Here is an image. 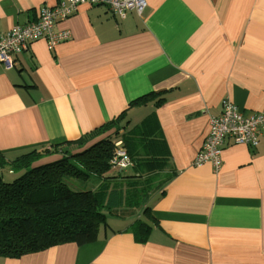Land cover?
<instances>
[{"label":"crops","instance_id":"0c3cea01","mask_svg":"<svg viewBox=\"0 0 264 264\" xmlns=\"http://www.w3.org/2000/svg\"><path fill=\"white\" fill-rule=\"evenodd\" d=\"M59 1L0 0V34ZM146 1L125 18L81 4L55 25L69 39L53 49L38 39L0 64V152L75 140L124 111L134 135L149 122L165 162L149 239L131 220L0 264H264V130L255 147L228 138L219 170L194 164L224 98L245 115L264 111V0ZM152 91L165 100L131 106Z\"/></svg>","mask_w":264,"mask_h":264},{"label":"trees","instance_id":"16d2710c","mask_svg":"<svg viewBox=\"0 0 264 264\" xmlns=\"http://www.w3.org/2000/svg\"><path fill=\"white\" fill-rule=\"evenodd\" d=\"M161 94L152 91L131 106L159 105L165 100ZM125 119L126 111L78 139L33 147L13 159L0 152V167L22 172L13 181L0 175V256L18 258L64 243H91L109 224V215L136 211L148 220L139 216L129 228L137 240L149 239L154 227L150 199L163 188L159 174L165 162L149 145L155 140L149 122L141 135H134L124 130ZM151 145L157 148L158 142ZM121 147L129 157L127 167L114 162Z\"/></svg>","mask_w":264,"mask_h":264},{"label":"built area","instance_id":"2783aa9c","mask_svg":"<svg viewBox=\"0 0 264 264\" xmlns=\"http://www.w3.org/2000/svg\"><path fill=\"white\" fill-rule=\"evenodd\" d=\"M81 4L106 5L110 11L125 18L131 10L141 14L147 5L146 0H61L56 5L44 6L38 17L26 24H16L7 33L0 34V64L7 67L14 65L15 57L29 49V45L38 39H45L50 49L60 41L69 39L68 29L55 30L56 23L68 18ZM210 127L204 145L197 154L194 164L201 165L211 162L216 170L223 163L225 142L231 138L234 143L257 146L259 137L264 130V111L245 115L231 99L222 100L221 112L210 118ZM122 141L117 145L121 146ZM116 162L127 167L128 154L124 148H118Z\"/></svg>","mask_w":264,"mask_h":264},{"label":"rangeland","instance_id":"374dc122","mask_svg":"<svg viewBox=\"0 0 264 264\" xmlns=\"http://www.w3.org/2000/svg\"><path fill=\"white\" fill-rule=\"evenodd\" d=\"M136 119H134V120H136ZM100 138L101 137L97 138L95 141H97ZM125 171H126L127 174H131L130 169H125ZM113 172H117V169H114ZM21 174H22V172H19V171H15V172L10 171L9 167H7V166L6 167H0V175H2L4 180H6V181H13L15 178H17ZM137 215H139V214H137ZM137 217L138 216H136V215H135V217L134 216H130V215L126 216V217H119L117 215H109V217H108V223L109 224L107 225V227L109 229H111L110 226H112V225L113 226H117V225L124 224L126 222H131V220H134V218H137ZM104 227H105V225H102L101 226V230H103Z\"/></svg>","mask_w":264,"mask_h":264}]
</instances>
